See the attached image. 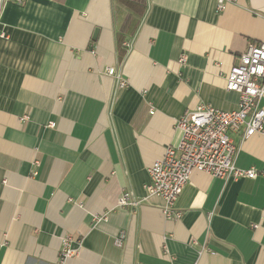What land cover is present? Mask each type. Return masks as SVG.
<instances>
[{
    "label": "crops",
    "instance_id": "obj_1",
    "mask_svg": "<svg viewBox=\"0 0 264 264\" xmlns=\"http://www.w3.org/2000/svg\"><path fill=\"white\" fill-rule=\"evenodd\" d=\"M263 40L264 0H0V264H53L64 236L65 264H264V135H231L255 178L194 171L178 218L144 189L182 113L237 106L225 75Z\"/></svg>",
    "mask_w": 264,
    "mask_h": 264
},
{
    "label": "built area",
    "instance_id": "obj_2",
    "mask_svg": "<svg viewBox=\"0 0 264 264\" xmlns=\"http://www.w3.org/2000/svg\"><path fill=\"white\" fill-rule=\"evenodd\" d=\"M10 1L21 3L22 0ZM227 3L228 0H217L218 11L224 10ZM123 46L128 49L129 43L125 41ZM106 72L119 88L127 85L118 68L109 66ZM225 81L226 89L238 93L237 106L223 110L204 103L182 113L174 126L180 132L178 141L167 144L161 156L147 168L148 181L144 189L148 195H159L163 199L162 212L166 218L180 217L181 213L174 209V204L194 171L222 179L257 176L254 168L236 166L239 144L231 135L240 133V140L254 132L264 135V107L261 105L264 97V40L247 46L226 73ZM149 112L152 113V109ZM47 125L52 126L53 122ZM141 201L125 190L113 208L135 211ZM123 239L124 233L121 232L115 240L116 245H121ZM77 253L78 248L72 245L71 237L64 236L53 264H65Z\"/></svg>",
    "mask_w": 264,
    "mask_h": 264
},
{
    "label": "trees",
    "instance_id": "obj_3",
    "mask_svg": "<svg viewBox=\"0 0 264 264\" xmlns=\"http://www.w3.org/2000/svg\"><path fill=\"white\" fill-rule=\"evenodd\" d=\"M119 1L134 11L141 10V7L143 6V0H119ZM121 39H122V37L119 36L120 41H121ZM119 43H121V42H119ZM119 51H120V53H119L120 56H122V54L124 53L123 49H120Z\"/></svg>",
    "mask_w": 264,
    "mask_h": 264
}]
</instances>
